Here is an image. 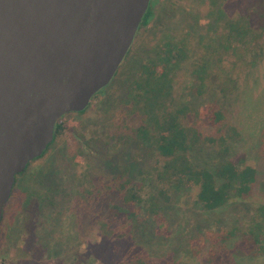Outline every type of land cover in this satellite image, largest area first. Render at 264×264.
Instances as JSON below:
<instances>
[{"label": "trees", "instance_id": "16d2710c", "mask_svg": "<svg viewBox=\"0 0 264 264\" xmlns=\"http://www.w3.org/2000/svg\"><path fill=\"white\" fill-rule=\"evenodd\" d=\"M151 13L150 5L139 30ZM193 17L175 31L161 29L145 46L109 132L90 127L68 144L66 155L75 171L68 176L80 200L77 207L87 211L97 237L86 251L63 264H179L177 250L202 264H239L237 255H264V202L252 204V211L234 222L219 212L229 204L253 202L258 169L230 155L231 140L240 131L227 121L225 110L216 101L203 103L197 98L209 95L214 86L230 92L264 49V0H206L205 12ZM62 119L56 123L53 142L34 160L61 136L66 128ZM259 142L264 154V126ZM86 149H93L101 164L84 160ZM195 150L218 155L217 166L197 162L192 157ZM40 182L26 206L31 240L26 251L35 241V221L42 209L60 202L56 189ZM191 188L202 219L191 218L175 233L178 212L172 204ZM56 213L65 216L61 207ZM134 213L135 223L130 220ZM76 216L86 223L77 213L72 219ZM155 236L159 240L173 236L167 255L153 257ZM6 261L3 256L2 264Z\"/></svg>", "mask_w": 264, "mask_h": 264}, {"label": "rangeland", "instance_id": "374dc122", "mask_svg": "<svg viewBox=\"0 0 264 264\" xmlns=\"http://www.w3.org/2000/svg\"><path fill=\"white\" fill-rule=\"evenodd\" d=\"M204 4L206 5V0L150 1L152 13L149 22L138 30L131 49L110 83L97 92V97L91 99L85 113L71 111L62 116L66 128L61 136L42 157L32 161L23 174L17 175L12 194L4 207L5 212L0 225V264L3 256L7 258L6 264H63L68 257L86 251L89 241H95L97 229L90 225L87 211L83 209L81 211L77 207L80 200L76 199L72 177L68 176V172L74 174L75 171L66 155V148L80 137L81 132L90 127L97 129L101 134L109 132L112 125L111 117L116 115L117 105L121 97L126 95L129 78L135 75L140 67L145 46L157 39L161 29L175 31L192 22L193 14L205 12ZM252 61V64L240 73L235 87L230 92H220L219 88L214 86L206 97H197L198 101L203 103L216 101L217 107L225 110L227 121L240 131V136L231 140L230 155L250 162L258 169L253 202L237 203L236 206L229 204L219 211L220 216L229 222L237 221L249 214L252 211V204L264 202V154L259 150V136L264 126V49L256 53ZM86 151L83 155L84 160L101 164V157L94 155L93 149ZM192 157L210 168H215L220 159L212 152L199 150L193 151ZM40 181H44L45 186L52 185L56 189L55 195L60 202L55 207L45 206L42 209V214L35 221V241L30 250L26 251L27 245L31 244V240H28L30 231L26 221L28 214L26 206L35 196ZM194 194V189H187L172 204L178 212V218L173 224L175 233L179 232L191 218L202 219L199 214L202 209L195 204ZM60 207L65 210V216L57 215L56 211ZM74 213L86 223L78 221L77 216L72 219ZM62 217L69 220L60 221ZM137 219L138 215L132 214L130 220L135 223ZM145 225L149 226V222L147 221ZM80 232L83 236L79 238ZM173 236L163 240L156 236L153 238L155 244L150 247L153 257L167 255L172 250L170 244ZM53 237L59 240L56 241ZM176 253L179 264H202L201 261L187 258L181 251L177 250ZM236 258L239 264H264V255L256 257L237 255Z\"/></svg>", "mask_w": 264, "mask_h": 264}, {"label": "water", "instance_id": "95a60500", "mask_svg": "<svg viewBox=\"0 0 264 264\" xmlns=\"http://www.w3.org/2000/svg\"><path fill=\"white\" fill-rule=\"evenodd\" d=\"M150 1L0 0V224L17 175L110 83Z\"/></svg>", "mask_w": 264, "mask_h": 264}]
</instances>
